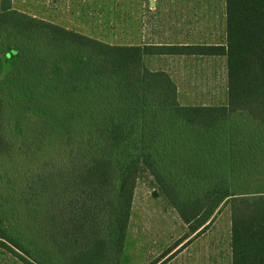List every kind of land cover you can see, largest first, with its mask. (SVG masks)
Returning a JSON list of instances; mask_svg holds the SVG:
<instances>
[{
    "label": "trees",
    "instance_id": "1",
    "mask_svg": "<svg viewBox=\"0 0 264 264\" xmlns=\"http://www.w3.org/2000/svg\"><path fill=\"white\" fill-rule=\"evenodd\" d=\"M225 10V44L134 45L105 42L1 0L0 73L3 52L20 67L15 77L32 91L25 94L44 98L39 117L44 127L53 122L42 136L86 132V140L73 146L66 168L31 177L34 185L15 195L23 230L6 223L9 202L0 191V248L25 264H123L137 180L148 171L192 233L229 204L232 264H264V0H225ZM159 54L225 56L228 104L182 105L170 75L146 65ZM52 95L62 105L56 120L49 119ZM83 98L92 106L83 107ZM4 120L0 107V156L12 150ZM223 129L228 168L220 176L215 163L204 165Z\"/></svg>",
    "mask_w": 264,
    "mask_h": 264
},
{
    "label": "rangeland",
    "instance_id": "2",
    "mask_svg": "<svg viewBox=\"0 0 264 264\" xmlns=\"http://www.w3.org/2000/svg\"><path fill=\"white\" fill-rule=\"evenodd\" d=\"M33 4L31 1L27 4L30 11L33 10ZM72 4L74 9L81 5L83 16H88L85 23L71 20L72 23L75 22L84 28V34L113 44L130 43V25L137 23V17L144 9L148 13L151 31L156 33H166L168 30L169 36L173 38L172 30L167 28L168 23L176 18H184L185 22L191 21L190 25L184 26L188 32L187 38L195 39L196 42L226 40L225 0H163L162 6L157 9L149 8L148 0H83L82 3L73 1ZM72 15L79 14L75 11ZM141 16L144 20L145 14ZM97 20L99 26H95ZM191 31L195 34H189ZM179 38L183 39L185 36L179 34ZM2 57L6 62L0 73V107L5 111L4 131L12 144V150L0 156V191L7 195L5 201L9 202V217L6 218V223L15 225L17 230H23L24 219H18L22 207L18 204L16 206L13 200H18L20 193L26 192L24 189L34 185L33 177L43 172L54 175L59 169L66 168L71 163L73 146L86 140V132H82V135L68 132L67 135L58 137L54 130L52 134L42 136L41 133L49 130L53 122L50 121L51 123L44 127L45 120L39 117L38 112L41 110L38 108L42 106L44 98L25 94L32 91L27 90L21 84L20 78L15 77L20 72V67L11 66L10 60L4 58L3 52ZM160 63V60L149 62L152 66ZM179 64L181 62L177 60L173 62L174 74H178ZM214 64L213 61L211 66L207 62L203 65L202 62H197V70L200 69L199 73L205 71L204 74H212L210 68H214ZM217 65L215 68H218L219 82H210V79L202 75L197 82H178L184 103H215L224 100L222 89L225 77L223 78L221 62H217ZM215 87H218L216 92L219 93L216 97L214 92H211ZM51 99L50 107L55 111V115L49 119L56 120V110L62 107L57 105V101L61 99L56 95H52ZM82 105L92 106V99L83 98ZM35 109L38 110L34 114ZM19 119L23 120L18 123ZM217 133L219 142L216 148L215 144L213 145L212 153L209 148L208 161L204 166L209 170L215 163L220 176H224L228 168L223 153L224 129ZM55 135L57 138L52 139ZM176 149L179 147L176 146ZM158 157H161L160 154ZM180 160L179 153H172V161L178 164ZM159 164L161 167L160 161ZM198 166L202 168V162H199ZM140 175L133 198L123 264H232L229 204H223L222 208L216 211L213 221L205 229L192 233L189 224L180 217L157 178L148 171ZM16 194L19 196H15ZM0 264L25 262L10 251L0 248Z\"/></svg>",
    "mask_w": 264,
    "mask_h": 264
},
{
    "label": "crops",
    "instance_id": "3",
    "mask_svg": "<svg viewBox=\"0 0 264 264\" xmlns=\"http://www.w3.org/2000/svg\"><path fill=\"white\" fill-rule=\"evenodd\" d=\"M33 2V10L30 11L28 9V2ZM82 3L83 0H11V6L13 9L19 10L21 12L27 13L33 17L40 18L49 22H53L59 24L61 26H65L67 28L73 29L80 33H85V29L81 26L77 25L75 22H71V20H79V23L84 22L87 20L88 16L85 17L82 14L81 5L77 6V9L73 8L72 2ZM175 1V0H174ZM180 1V0H176ZM149 8L157 9L160 8L163 4V0H148ZM153 3V4H151ZM151 9V10H152ZM0 10H1V0H0ZM77 12L76 16H73V12ZM81 11V12H80ZM142 14H145V19L143 20ZM139 17H137V23L130 25L129 35H131V40L129 44L134 45H192V44H225V42H196L195 39L187 38L186 35L188 34L187 30L185 29V25L191 24V21L185 22L184 18L181 19H173L170 23H168L167 28L172 30L173 38L169 36V31L167 30L166 33L159 32L156 33L155 31H151V24L148 19V13L146 9L141 13ZM98 19V18H97ZM82 21V22H81ZM85 23V22H84ZM99 22L97 20V25L99 26ZM181 25L183 27H181ZM83 26V25H82ZM80 27V28H78ZM179 27L181 29H179ZM153 33V34H152ZM195 34L194 31L189 32V34ZM179 34L185 36V38H179ZM226 41V40H225ZM221 59V60H219ZM146 65L150 69H162L166 71L171 79L177 85V92H178V100L182 105H227L228 104V89H227V70H226V57L225 56H217V55H196V54H159V55H151L146 57L145 59ZM161 61L160 65L152 66L149 64L151 61ZM181 62L178 65L177 70L178 74H174V61ZM171 61L172 64L170 63ZM211 61H213L214 68L211 69L212 74H204L205 71L200 72V69L197 70V62L203 63L207 62L209 66H211ZM221 62L222 74L223 78L225 77V83L222 90H224L223 98L224 100L221 102L215 103H190L186 104L181 100V91L180 85L178 82L187 83L199 80V76H205V78L210 79V82H219V74L217 62ZM171 64V65H170ZM154 67V68H153ZM180 68V69H179ZM216 71V73H215ZM224 82V79L222 80ZM211 91L214 92L215 97L219 95L216 91H218V87ZM210 92V93H211ZM209 93V94H210ZM217 93V94H216Z\"/></svg>",
    "mask_w": 264,
    "mask_h": 264
},
{
    "label": "water",
    "instance_id": "4",
    "mask_svg": "<svg viewBox=\"0 0 264 264\" xmlns=\"http://www.w3.org/2000/svg\"><path fill=\"white\" fill-rule=\"evenodd\" d=\"M151 4H153V3H151ZM154 194L156 195V192H154Z\"/></svg>",
    "mask_w": 264,
    "mask_h": 264
}]
</instances>
